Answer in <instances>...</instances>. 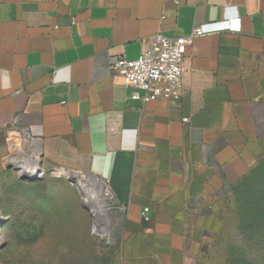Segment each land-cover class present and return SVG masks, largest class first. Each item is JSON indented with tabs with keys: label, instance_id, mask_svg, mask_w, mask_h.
<instances>
[{
	"label": "crops",
	"instance_id": "obj_1",
	"mask_svg": "<svg viewBox=\"0 0 264 264\" xmlns=\"http://www.w3.org/2000/svg\"><path fill=\"white\" fill-rule=\"evenodd\" d=\"M236 17L240 32L194 39L167 99H133L110 69L159 32ZM263 129L264 0H0V176L20 136L29 162L105 180L119 215L115 264H204L208 200L246 172ZM21 149L11 164L28 172Z\"/></svg>",
	"mask_w": 264,
	"mask_h": 264
},
{
	"label": "rangeland",
	"instance_id": "obj_2",
	"mask_svg": "<svg viewBox=\"0 0 264 264\" xmlns=\"http://www.w3.org/2000/svg\"><path fill=\"white\" fill-rule=\"evenodd\" d=\"M26 142L12 139L6 176H0V264H115L121 255L110 210L109 234L93 231L78 183L67 165L39 162L40 177L21 178L11 158ZM15 145V146H14ZM20 168V167H19ZM264 193V129L259 150L244 174L229 179L208 200L204 222V264H264V210L248 220ZM108 209L110 204H106ZM263 217V218H262Z\"/></svg>",
	"mask_w": 264,
	"mask_h": 264
},
{
	"label": "built area",
	"instance_id": "obj_3",
	"mask_svg": "<svg viewBox=\"0 0 264 264\" xmlns=\"http://www.w3.org/2000/svg\"><path fill=\"white\" fill-rule=\"evenodd\" d=\"M173 1L176 4L179 2V0ZM216 25L218 27H215ZM216 25L195 26L189 35L175 38L159 32L150 39L138 59L129 60L126 56L118 57L112 61L110 69L124 79L126 87L135 90L132 94L133 99L140 100L145 104L167 99L182 88L187 50L195 38L222 31L240 32L241 30L240 18L237 17L231 20H224ZM138 90L143 91L144 94H139ZM184 121L188 122V119ZM23 139L28 142L27 139ZM96 179L106 187L105 191H102V195L105 205L107 203L111 205L109 211L117 210L114 195L109 189L108 183L105 180ZM77 185L82 193L84 204L89 209L88 212L94 218L93 231L98 234L101 228L97 226L94 208L92 204L86 202L85 193L82 192L79 184ZM148 212L146 210L142 215L146 223L150 222Z\"/></svg>",
	"mask_w": 264,
	"mask_h": 264
},
{
	"label": "bare ground",
	"instance_id": "obj_4",
	"mask_svg": "<svg viewBox=\"0 0 264 264\" xmlns=\"http://www.w3.org/2000/svg\"><path fill=\"white\" fill-rule=\"evenodd\" d=\"M24 143H29V141ZM26 145L29 146V144ZM23 153L24 155L17 158L19 161L21 162L23 161L24 164L26 162V159H28L26 170L29 171L28 172L22 171L23 175L34 177L38 173H41L39 169V161H38L39 156L36 159L35 163H31L29 162V158H28L30 156V149L28 147L25 148L24 146ZM75 180L79 184L82 192L85 193L86 202L92 204L94 208L95 211L94 213L96 214V219H97V226L101 228L100 232H102L104 235H107L109 233L108 228L110 226V219L108 217L109 209L106 207L105 200L102 195V191H105L106 187L103 184H101L97 179L92 180L87 176H79Z\"/></svg>",
	"mask_w": 264,
	"mask_h": 264
},
{
	"label": "trees",
	"instance_id": "obj_5",
	"mask_svg": "<svg viewBox=\"0 0 264 264\" xmlns=\"http://www.w3.org/2000/svg\"><path fill=\"white\" fill-rule=\"evenodd\" d=\"M261 208H263L264 210V193L262 194V197L260 198L259 202L254 205L252 212L248 216L249 218L248 220L251 221L253 220V218L255 219L260 218V215L263 214V211L261 210ZM263 217H264V214H263Z\"/></svg>",
	"mask_w": 264,
	"mask_h": 264
},
{
	"label": "water",
	"instance_id": "obj_6",
	"mask_svg": "<svg viewBox=\"0 0 264 264\" xmlns=\"http://www.w3.org/2000/svg\"><path fill=\"white\" fill-rule=\"evenodd\" d=\"M16 169H20L19 167H16ZM21 170V169H20ZM41 172V171H40ZM23 174V173H22ZM41 173H38L36 176L34 177H30V176H26V175H21V178L24 179V180H28V181H31V182H34L36 181L39 177H40ZM74 183H76L75 179H74ZM85 209L87 211H89L88 207L86 205H84ZM0 225H2V222H0Z\"/></svg>",
	"mask_w": 264,
	"mask_h": 264
}]
</instances>
